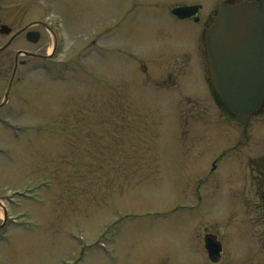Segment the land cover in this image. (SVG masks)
I'll return each mask as SVG.
<instances>
[{
  "label": "rangeland",
  "instance_id": "374dc122",
  "mask_svg": "<svg viewBox=\"0 0 264 264\" xmlns=\"http://www.w3.org/2000/svg\"><path fill=\"white\" fill-rule=\"evenodd\" d=\"M126 1L0 0V48L22 31L0 51V264H264V107L227 115L202 59L169 67L200 29L169 6L218 4Z\"/></svg>",
  "mask_w": 264,
  "mask_h": 264
},
{
  "label": "water",
  "instance_id": "95a60500",
  "mask_svg": "<svg viewBox=\"0 0 264 264\" xmlns=\"http://www.w3.org/2000/svg\"><path fill=\"white\" fill-rule=\"evenodd\" d=\"M197 7H180L173 12L180 17L195 14ZM11 28L0 23V33ZM38 32L26 38L36 43ZM209 81L220 100L234 113L248 114L264 102V0L260 7L241 2L221 5L213 24L205 33ZM209 256L220 254L221 246L206 240Z\"/></svg>",
  "mask_w": 264,
  "mask_h": 264
},
{
  "label": "flooded vegetation",
  "instance_id": "af4514ba",
  "mask_svg": "<svg viewBox=\"0 0 264 264\" xmlns=\"http://www.w3.org/2000/svg\"><path fill=\"white\" fill-rule=\"evenodd\" d=\"M212 2H215L217 3L218 5L219 4H237V3H240V2H243V1H249V2H252V3H255L257 6H260V3L262 0H210ZM163 2L159 1V0H128L124 3V7H120L123 9H126L127 12H130V14L133 16L135 15L134 12H139V13H142V12H145V11H148V12H151L154 13L156 11H158L159 9L162 8V5ZM174 4V3H173ZM192 6V5H198L197 3H186V2H182V3H177V4H174V5H170L169 6V9L168 10V13L171 17H173L174 19L176 20H180V21H190V22H193V23H196L200 26V29H199V33H197V37H198V46H197V49H191V50H188V49H185V50H181V49H178L177 51H173L169 56V60L170 61L171 59H173V63H171L169 65V67H173V66H176L177 68V71L181 74L182 77L181 79L185 81H188L190 80L189 78H192L193 77V73H194V70L192 69H189V63L188 61H190L191 58V55L192 54L195 58L197 57V60L200 58L202 59V61L204 62V58H203V54H204V50H203V46H204V33H205V30L207 29V27L211 24V22L213 21L215 15H216V9L214 11H212L210 14H208L207 16H204L202 15L201 13V7L199 6V10L197 12V14L193 15V16H190V17H186V18H180L178 17L177 15H175L172 10L175 8V7H178V6ZM166 6V4H165ZM120 13H118V11L114 12L113 13V17L116 18V20H118V15ZM119 21V20H118ZM34 25H37V26H40V25H43L42 23H36ZM114 26L110 27V29L106 28V29H103V31H107V30H113L114 33L113 34H109V35H112L111 38L114 36L115 33H117V29L119 28L118 27V24H113ZM112 33V32H111ZM104 35V34H103ZM106 36V35H105ZM106 38V37H105ZM108 39V37H107ZM193 57V58H194ZM152 59H150L149 57L145 56V59L143 60V62L147 61L150 63L154 62L155 65H158V66H161L160 64H164V63H160L159 61H156L155 60V57H151ZM180 58V59H179ZM179 59V60H178ZM178 62V63H177ZM145 64V63H144ZM196 69H200V67H197ZM178 75V73H169L168 77L169 78H173L174 80H176V76ZM189 77V78H188ZM206 236H211L213 237V234L206 231L204 232V238ZM221 260V257L218 258V260L215 262V263H218L219 261Z\"/></svg>",
  "mask_w": 264,
  "mask_h": 264
},
{
  "label": "trees",
  "instance_id": "16d2710c",
  "mask_svg": "<svg viewBox=\"0 0 264 264\" xmlns=\"http://www.w3.org/2000/svg\"><path fill=\"white\" fill-rule=\"evenodd\" d=\"M224 109H225L227 112H229L225 107H224Z\"/></svg>",
  "mask_w": 264,
  "mask_h": 264
}]
</instances>
